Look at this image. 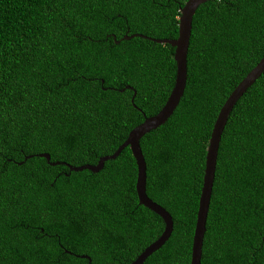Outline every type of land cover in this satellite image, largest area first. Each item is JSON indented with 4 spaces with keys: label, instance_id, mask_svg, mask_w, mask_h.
Returning <instances> with one entry per match:
<instances>
[{
    "label": "trees",
    "instance_id": "obj_1",
    "mask_svg": "<svg viewBox=\"0 0 264 264\" xmlns=\"http://www.w3.org/2000/svg\"><path fill=\"white\" fill-rule=\"evenodd\" d=\"M186 1L0 0V264H131L161 235L129 147L98 172L66 164H97L164 105L174 48L152 39L177 37ZM263 55L264 0L196 9L183 95L140 139L146 194L173 221L142 264H190L213 123ZM205 227L200 264H264V71L227 118Z\"/></svg>",
    "mask_w": 264,
    "mask_h": 264
},
{
    "label": "water",
    "instance_id": "obj_2",
    "mask_svg": "<svg viewBox=\"0 0 264 264\" xmlns=\"http://www.w3.org/2000/svg\"><path fill=\"white\" fill-rule=\"evenodd\" d=\"M207 1L210 0H187L185 2L178 17V35L175 39H152L157 43L169 44L174 48L173 59L176 64L174 85L161 109L155 115L145 118L142 123L134 127L128 133L126 140L116 149V151L111 155L101 157L96 165L86 164L75 167L66 164L70 171L90 170L91 172H98L102 169L105 161L115 159L125 147H129L137 167L135 189L138 198V204L156 213L164 222V229L161 235L149 246H147L131 264H142L150 254L158 250L168 240L173 229V221L170 214L160 205L149 199L146 194V163L141 151L140 139L145 134L160 127L167 121V119L174 112L183 95L187 78L186 57L192 28V19L196 9ZM135 36L146 38L141 34H133L130 36L125 35L122 39H129ZM263 71L264 55L231 92V94L221 106L213 123L206 147L202 187L194 226L190 264H200L201 262L202 244L206 230L205 224L216 170L218 147L222 132L227 122V118L236 101L241 97L245 90L254 83V81L261 75ZM133 96H135V93ZM131 100L133 101V97ZM39 156L45 158L46 161L50 163L49 154L42 153L39 154ZM50 164L56 165L59 164V162H52ZM82 257L87 258L88 264H90V259L87 256Z\"/></svg>",
    "mask_w": 264,
    "mask_h": 264
},
{
    "label": "bare ground",
    "instance_id": "obj_3",
    "mask_svg": "<svg viewBox=\"0 0 264 264\" xmlns=\"http://www.w3.org/2000/svg\"><path fill=\"white\" fill-rule=\"evenodd\" d=\"M187 63V62H186ZM151 117V116H150ZM145 118H148V117H145ZM144 121V120H143ZM142 123V122H141ZM105 163V162H104ZM68 165V164H67ZM96 165V164H95ZM104 165V164H103ZM71 166V165H70ZM75 167H77V166H75ZM103 168V167H102ZM150 199V198H149ZM157 204V203H156Z\"/></svg>",
    "mask_w": 264,
    "mask_h": 264
}]
</instances>
